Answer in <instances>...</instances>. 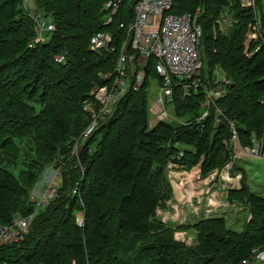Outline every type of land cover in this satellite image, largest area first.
I'll return each instance as SVG.
<instances>
[{
  "label": "trees",
  "instance_id": "trees-1",
  "mask_svg": "<svg viewBox=\"0 0 264 264\" xmlns=\"http://www.w3.org/2000/svg\"><path fill=\"white\" fill-rule=\"evenodd\" d=\"M107 1L34 0L53 30H43L42 42L28 48L34 25L20 0H0V226L33 215L20 242L0 245V264H249L252 251L264 247V196L251 193L244 182L228 200L247 206L249 221L234 229L224 218L211 217L181 227L195 230L193 246L176 241L175 230L160 221L156 209L172 196L169 163L184 170L201 163L206 175L230 162L225 146L230 122L244 145L253 136L262 139L264 153V46L244 54L255 11L241 8L239 0H172L170 14L200 11L201 86L187 95L175 87L172 101L175 114L191 120L149 126V87L159 82L149 59L142 87L121 99L75 160L68 157L69 147L88 125L82 104L93 99L95 85L108 82L104 76L113 71L125 40L119 26L131 21L136 2L130 0L123 14L127 0H122L105 25ZM260 1L255 0L256 11ZM220 14L231 15L234 24L223 30L216 25ZM97 32L112 36L113 52L89 50ZM56 55L64 61L54 63ZM216 68L225 74L227 83L220 84L225 95L201 119L204 91L213 86ZM216 109L222 113L218 124ZM58 158L63 165L57 197L35 211L29 193L46 170L57 167ZM75 184L77 194L71 196ZM77 213L81 228L75 225Z\"/></svg>",
  "mask_w": 264,
  "mask_h": 264
},
{
  "label": "built area",
  "instance_id": "built-area-1",
  "mask_svg": "<svg viewBox=\"0 0 264 264\" xmlns=\"http://www.w3.org/2000/svg\"><path fill=\"white\" fill-rule=\"evenodd\" d=\"M122 0H109L105 4V8L109 11L105 25L112 21L121 6ZM243 9L254 10L255 0H239ZM172 0H136L132 10L133 16L128 24H121L120 29L125 31V40L121 44L120 52L113 65V71L104 76L108 79L106 85H95L89 92L90 98L83 102L81 110L88 118V125L73 139L69 147L68 157L77 160V153L84 142L92 136L101 123L111 118L121 99L129 92L138 91L145 79V67L149 59H153L152 67L159 78L156 90L153 94L155 98H151L149 106V126L154 127L158 122L169 123L172 119L174 111L173 93L175 87H181L184 94L190 91L196 94L198 87L201 86L200 78L202 73V60L199 53V42L201 29L198 23L200 15L199 9L192 14L176 16L170 14ZM20 9L27 15L33 23L34 39L32 44H28V48H32L34 44L42 42L41 32L43 30L52 31L53 26L46 21L38 13L34 0H20ZM222 17L216 21V25L222 24ZM261 39L258 35V25L250 24L248 33L245 37V56L249 57L251 45L258 43ZM112 36L107 33L97 32L89 40V50L96 53L113 52L111 47ZM264 46V41H262ZM259 50V47L257 48ZM256 51V50H255ZM64 61L62 55L53 57V62L60 64ZM154 82V81H153ZM227 83L225 74L216 68L214 71L213 86L204 91V100L201 107L204 109L201 119L206 118L211 107H215L216 102L224 97L225 92L220 84ZM222 115L220 110L216 109L215 124L219 123V117ZM182 123V122H181ZM231 135L227 143H225L227 151L230 153V162L226 164L220 171L215 170L209 173L208 179L223 174L222 180L231 184L228 191L239 190V181L241 174L235 172L236 161L243 156H252L264 159L262 151L263 140L252 137L250 143L244 145L230 122ZM181 154H179V158ZM62 158L57 159V167L50 169L52 178L60 179L61 167L63 165ZM200 165L196 167V173L193 178L200 180ZM176 164L169 163L167 166V179L176 173ZM195 168V167H193ZM182 172V171H181ZM186 172V171H183ZM207 179V180H208ZM57 184L51 181L41 184L29 193L28 201L39 210L47 206L57 197ZM69 194L74 196L77 194V185L73 187ZM191 197L197 195L194 191L190 192ZM201 194V192L199 193ZM175 195V194H174ZM225 207H238L241 209L243 204L238 202H227L223 204ZM206 212L209 214L213 209L209 206L217 207L218 202L211 199L207 203ZM212 207V208H213ZM200 208V207H199ZM167 213V212H166ZM197 213V212H196ZM195 213V214H196ZM33 215L30 214L23 218H14L8 224L0 226V245L20 242L27 232L29 223ZM167 222L163 217V223ZM75 225L80 228L82 226V215H75ZM176 234V233H175ZM174 234L175 240H179ZM183 234V233H182ZM184 239V234H183ZM249 264L264 263V247L252 251ZM242 264H248V260Z\"/></svg>",
  "mask_w": 264,
  "mask_h": 264
},
{
  "label": "rangeland",
  "instance_id": "rangeland-1",
  "mask_svg": "<svg viewBox=\"0 0 264 264\" xmlns=\"http://www.w3.org/2000/svg\"><path fill=\"white\" fill-rule=\"evenodd\" d=\"M130 5V0L123 3V14H126L129 11ZM260 5L262 6V9H257L255 15V24L258 25V30H260V25H264V0L260 1ZM220 16L223 20L221 24L222 29L225 30L228 26L231 27L234 24V20L231 15L223 16L220 14ZM105 18V16L101 17L103 20ZM150 63L151 65L153 64L152 58ZM156 86L157 82L152 81L149 87L151 96L157 93ZM153 98H155V96H152V99ZM190 120L191 119L187 117L177 116L173 111L172 119H170L168 124L180 125L182 121ZM196 168L197 167L184 170L177 165V172L170 176L171 183L169 182L172 196L171 198L163 201L165 202L164 208L156 209V215L160 221L163 223L164 217L167 221L166 223L171 224L173 230H175V236L179 238L177 241L190 246L195 244L196 232L193 229H182V231H180L181 227H192L194 223L201 219L219 217L224 218L230 227L240 229L242 222L244 220L248 222L250 219V214H247L245 211L247 206L239 209L238 207L233 208L229 205L225 207L223 205L230 202L228 200V195L225 192L231 188L230 183H226L222 180V177H224L223 174L220 173L216 177H210L208 179L209 174L204 175L201 172L200 180H197L196 178H193V175L197 171ZM238 171L243 174L241 182H244L245 186L251 193L264 196V159L252 156H243L240 160L236 161L235 172L238 173ZM191 191H194L197 195L191 197ZM200 192L201 194H199ZM211 199H215L218 202V206H209L208 208L213 209V211L208 214L206 212V205ZM182 233L184 234V239Z\"/></svg>",
  "mask_w": 264,
  "mask_h": 264
},
{
  "label": "crops",
  "instance_id": "crops-1",
  "mask_svg": "<svg viewBox=\"0 0 264 264\" xmlns=\"http://www.w3.org/2000/svg\"><path fill=\"white\" fill-rule=\"evenodd\" d=\"M49 181H51L52 183H56V184L59 185V183H60L61 180L60 179H57L56 180V179L52 178L51 173H50V170L48 169V170L45 171V173H44L41 181L39 182L40 184L39 183L38 184L41 185V184L47 183Z\"/></svg>",
  "mask_w": 264,
  "mask_h": 264
},
{
  "label": "bare ground",
  "instance_id": "bare-ground-1",
  "mask_svg": "<svg viewBox=\"0 0 264 264\" xmlns=\"http://www.w3.org/2000/svg\"><path fill=\"white\" fill-rule=\"evenodd\" d=\"M81 228V227H80Z\"/></svg>",
  "mask_w": 264,
  "mask_h": 264
}]
</instances>
